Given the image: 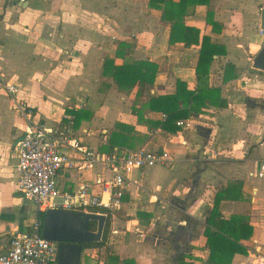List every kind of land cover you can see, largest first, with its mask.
Segmentation results:
<instances>
[{
  "label": "crops",
  "instance_id": "0c3cea01",
  "mask_svg": "<svg viewBox=\"0 0 264 264\" xmlns=\"http://www.w3.org/2000/svg\"><path fill=\"white\" fill-rule=\"evenodd\" d=\"M263 4L189 5L183 22L199 36L187 46L182 35L171 42L170 22L150 0H0V78L18 89L14 96L0 92V252L17 231H32L41 212L17 186V144L29 124L17 99L49 126L70 115L74 137L96 152H170L168 165L127 176L121 207L106 216L104 245L84 248L81 264H209L208 219L222 191L223 217L253 227L240 240L248 252L230 264H252L264 253V70L254 66L264 45ZM203 44L213 60L201 65ZM144 61L158 66L153 84L121 87L118 68ZM206 90L217 93L195 111V102H179L189 128L165 129L166 113L150 106L153 97L186 99ZM98 177L112 172L98 164L64 172L59 181L78 190Z\"/></svg>",
  "mask_w": 264,
  "mask_h": 264
},
{
  "label": "built area",
  "instance_id": "2783aa9c",
  "mask_svg": "<svg viewBox=\"0 0 264 264\" xmlns=\"http://www.w3.org/2000/svg\"><path fill=\"white\" fill-rule=\"evenodd\" d=\"M264 17V4L262 6ZM264 33V29H262ZM18 89L0 78V92L14 96ZM15 108L27 118L24 137L18 142L17 186L22 196L35 204L42 213L62 208L81 212H99L106 216L118 210L123 201V184L127 176L137 168L168 165L171 162L167 150L139 148L116 150L111 153L96 152L80 144L74 137L72 117L59 126H49L31 118L30 108L15 99ZM177 125L191 126V120L180 119ZM75 149L80 157L73 158L65 149ZM98 164L112 172L111 178L98 177L93 184H84L78 190H66L60 184V175L77 169H94ZM264 167V166H263ZM264 175V170L259 172ZM99 186L101 192H92ZM44 220L38 218L32 231H17L0 252V264H58L59 243L43 237ZM252 264H264V253L254 255Z\"/></svg>",
  "mask_w": 264,
  "mask_h": 264
},
{
  "label": "trees",
  "instance_id": "16d2710c",
  "mask_svg": "<svg viewBox=\"0 0 264 264\" xmlns=\"http://www.w3.org/2000/svg\"><path fill=\"white\" fill-rule=\"evenodd\" d=\"M209 0H181L180 3H173L172 0H150V5L158 8H163V19L170 22L171 26V42L176 41V38L180 37L185 45H192L196 40L195 37L199 36V31L194 28H189L184 25L183 19L187 14V8L189 5H196L198 3H208ZM165 5V6H164ZM209 48L205 44L202 46L200 64L204 62H211L213 60L212 54ZM199 64V65H200ZM124 69V70H123ZM122 73L115 74L116 80L122 86L127 84H135L140 82L141 86L147 84H153L158 72V66L151 62H137L135 65H127L118 68ZM181 84V82H179ZM217 91H201L199 94L192 93L186 99L178 97V95H164L157 96L150 99V106L155 108H161L166 113L167 119L163 123V126L167 130L177 131L180 127L177 125V121L185 116V110L180 107V100L188 106L192 102H195L194 106H200V100L206 95H214ZM215 96V95H214ZM181 98V99H180ZM183 99V100H182ZM227 191V190H224ZM223 192V191H222ZM219 192L215 198L213 210L208 219V226L206 235L209 238L211 244V256L209 264H230L233 256L236 253H247V248L240 243L242 238H248L253 233V227L249 225L245 219L231 218L225 219L220 211V201L225 196V192ZM44 213L40 212L39 217L44 220ZM107 222L105 232L102 240L97 242L84 243L83 247H99L104 245L107 230ZM91 228L96 230L97 222H92ZM211 240V241H210ZM214 242V245L213 243ZM192 264V263H181Z\"/></svg>",
  "mask_w": 264,
  "mask_h": 264
},
{
  "label": "water",
  "instance_id": "95a60500",
  "mask_svg": "<svg viewBox=\"0 0 264 264\" xmlns=\"http://www.w3.org/2000/svg\"><path fill=\"white\" fill-rule=\"evenodd\" d=\"M254 66L264 70V45L254 59ZM97 222V229L91 228ZM106 215L98 212H81L62 208L45 213L42 235L59 243L58 264H81L83 244L102 239Z\"/></svg>",
  "mask_w": 264,
  "mask_h": 264
},
{
  "label": "rangeland",
  "instance_id": "374dc122",
  "mask_svg": "<svg viewBox=\"0 0 264 264\" xmlns=\"http://www.w3.org/2000/svg\"><path fill=\"white\" fill-rule=\"evenodd\" d=\"M93 222H96V221H93Z\"/></svg>",
  "mask_w": 264,
  "mask_h": 264
}]
</instances>
